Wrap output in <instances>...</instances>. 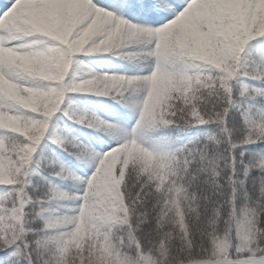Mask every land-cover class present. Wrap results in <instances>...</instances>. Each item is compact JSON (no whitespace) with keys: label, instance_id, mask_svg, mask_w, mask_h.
I'll return each mask as SVG.
<instances>
[{"label":"snow or ice","instance_id":"6c2138e0","mask_svg":"<svg viewBox=\"0 0 264 264\" xmlns=\"http://www.w3.org/2000/svg\"><path fill=\"white\" fill-rule=\"evenodd\" d=\"M0 264H264V0H0Z\"/></svg>","mask_w":264,"mask_h":264}]
</instances>
